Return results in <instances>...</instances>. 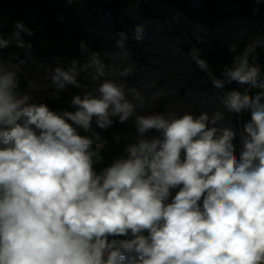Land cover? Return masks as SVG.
Listing matches in <instances>:
<instances>
[{
  "label": "clouds",
  "instance_id": "clouds-1",
  "mask_svg": "<svg viewBox=\"0 0 264 264\" xmlns=\"http://www.w3.org/2000/svg\"><path fill=\"white\" fill-rule=\"evenodd\" d=\"M15 29L11 39L0 36V50L12 40L23 48L21 33L33 35L20 21ZM140 33L138 27L137 39ZM257 46L225 67L224 79L212 76L197 50L191 53L214 87L237 82L260 90L219 98L229 112L250 110L239 157L235 133L209 127L222 112L178 114L168 105L167 113L137 115L163 92L146 98L114 79L73 96L74 112L54 111L18 92L25 61L0 58V264H264V79L260 66L247 60ZM91 60L102 65L98 54ZM89 67L49 68L47 79L57 90L86 87L78 77ZM131 117L137 136L126 158L97 174L93 140L77 127L88 132L95 118L107 129L113 118ZM129 233L131 239L108 240Z\"/></svg>",
  "mask_w": 264,
  "mask_h": 264
},
{
  "label": "rangeland",
  "instance_id": "rangeland-1",
  "mask_svg": "<svg viewBox=\"0 0 264 264\" xmlns=\"http://www.w3.org/2000/svg\"><path fill=\"white\" fill-rule=\"evenodd\" d=\"M139 1L133 0L122 8L114 9L92 4L89 0H54L60 6V17L73 16L71 22L77 25L75 27L86 50L80 47L76 54L64 53L41 38L37 45L48 47L44 53L38 54L30 43L22 48L12 40L8 47L0 50V58L12 63L25 61L19 76L18 92L30 95L32 102L45 103L54 111L60 108V111L74 112L76 109L71 105L73 96H83L86 91L95 90L104 79L123 80L129 87L138 88L146 98L162 91L163 96L154 103L149 100L144 109L137 110L136 114L167 113L168 105L178 114L187 111L198 116L201 112H207L211 117L216 111L222 112L223 118L215 125L209 124V127L232 130L235 133L232 141L235 154L239 157L245 135L240 113L229 112L224 107L219 98L227 91L212 86L208 72L199 68L191 59V53L195 49L199 55L214 43L227 45L229 50L235 46L236 50L242 41L251 42L264 35V12L209 25L199 19L203 10L201 0H187L186 10L145 0L147 12L140 8ZM0 25H3L4 39H11L16 30L15 24L8 17L0 15ZM138 27L141 29V39L136 38ZM121 40L122 47L117 43ZM234 51H231V57ZM94 53L98 54L103 65V76H100L102 65L91 60ZM73 62H77L78 67L87 63L90 65L78 77L86 87L68 85L64 90H57L47 79L46 69L57 66L67 69ZM256 64L260 66L261 74L264 73V62L258 61ZM126 68L131 69L130 74L121 76L120 73ZM93 77L97 78L94 80ZM32 81L36 82L35 88L30 86ZM239 85L243 90L247 89L246 85ZM261 102L264 103V100ZM113 119L118 121V118ZM134 119L131 117L120 123L119 129L112 130V134H120L121 140L117 145L112 142V137L104 135V129L96 125L95 118L91 130L85 133L97 149L114 145L121 150L117 157L126 158L125 148L134 143L137 136ZM154 134L153 131L148 136ZM93 169L97 174L104 170L96 165H93ZM178 191L179 187L171 189L166 203H170ZM202 202L201 199V206Z\"/></svg>",
  "mask_w": 264,
  "mask_h": 264
},
{
  "label": "trees",
  "instance_id": "trees-1",
  "mask_svg": "<svg viewBox=\"0 0 264 264\" xmlns=\"http://www.w3.org/2000/svg\"><path fill=\"white\" fill-rule=\"evenodd\" d=\"M133 0H89L90 3L98 6H109L114 9H119L126 6ZM154 3L162 2L171 6H174L180 10H186L188 8L187 0H152ZM52 2V3H51ZM145 0H140V8L147 12ZM203 3V10L199 16V19L209 25L221 23L237 16H255L264 12V0H201ZM60 6L57 5L54 0H0V15L8 17L11 23L16 24L17 21L22 22L28 29H30L33 35L28 36L21 33V36L26 43H30L36 53H44L48 46H38L40 39L48 41L51 46L55 45L56 49L63 51L64 53L76 54L81 47V38L77 32V25L73 24V16L68 18L60 17ZM32 17L35 19L32 20ZM78 22V18H76ZM76 26V27H75ZM74 27V28H73ZM3 25H0V36L3 38L4 32L2 31ZM254 42H258L259 46L255 47V50L247 56L249 65H255L258 61L264 62V35L258 36L251 42L242 41L234 51V56L227 45L214 43L208 50L199 54V57L207 62L209 71L212 76L219 79H224L223 71L225 67H231L236 60L245 52V49L252 45ZM242 60H238L237 63H242ZM210 77V76H209ZM261 79H264V73L261 74ZM212 84V80L210 78ZM213 86V84H212ZM247 89L243 88L237 82L226 83L223 89L219 90H237L241 93L245 91L250 95H255L259 89L251 88L246 85ZM216 88V87H215ZM218 89V88H217ZM60 111V108H58ZM251 118L250 110H246L240 113V123L242 128L244 124ZM69 123H72L69 121ZM74 127H77L73 125ZM121 124L114 120L112 126L104 129V135L112 137V130L119 129ZM77 131L82 136H88L82 128L77 127ZM89 137V136H88ZM113 142V141H112ZM91 151L95 153L93 156V165L101 167L103 169L111 166L117 159V153L121 150L114 145L111 148L102 147L97 149L95 144L92 143ZM183 159V153H182ZM144 235H147L144 233ZM122 236H109L108 240L120 238ZM129 233V239H131Z\"/></svg>",
  "mask_w": 264,
  "mask_h": 264
},
{
  "label": "built area",
  "instance_id": "built-area-1",
  "mask_svg": "<svg viewBox=\"0 0 264 264\" xmlns=\"http://www.w3.org/2000/svg\"><path fill=\"white\" fill-rule=\"evenodd\" d=\"M112 139H113V142H114V144L115 145H117V144H119V142H120V134L119 133H113L112 134ZM124 239H129L127 236H122V237H120V238H117L116 240H124ZM109 241H111V240H109Z\"/></svg>",
  "mask_w": 264,
  "mask_h": 264
}]
</instances>
